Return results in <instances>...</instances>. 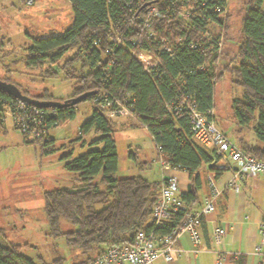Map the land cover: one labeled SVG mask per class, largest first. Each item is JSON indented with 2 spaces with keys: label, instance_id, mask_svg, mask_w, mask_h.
I'll return each instance as SVG.
<instances>
[{
  "label": "trees",
  "instance_id": "16d2710c",
  "mask_svg": "<svg viewBox=\"0 0 264 264\" xmlns=\"http://www.w3.org/2000/svg\"><path fill=\"white\" fill-rule=\"evenodd\" d=\"M69 1L74 16L72 25L61 34L33 37L26 65L39 69L43 77L63 74L73 80L68 98L94 91L83 100L91 101L93 106L79 135L82 140L94 134L90 149L66 163L79 183L44 192L50 234L65 235L68 244L86 256L74 264H84L109 247L131 243L141 230L170 232L181 225L188 211H197L200 167L210 165L216 176L223 169L214 166L216 151L203 145L192 131L189 106L196 105L217 123L215 112L209 110L215 109L216 86L228 73L242 89L232 99L238 131L253 126L258 141L264 143V0H246L237 51L220 67L219 40L227 32L228 0ZM153 9L160 16H151ZM147 20L149 27L145 26ZM143 52L157 60L150 70L139 59ZM20 89L31 96L29 91ZM104 96L125 102L133 113L129 116L133 123L118 124L108 117L102 107ZM32 97L58 100L47 90ZM16 101V97L0 89L1 118L5 117V105ZM77 105L56 108L54 115H47L49 131L44 138L28 139L22 134L23 140L41 144L47 153L54 151L51 130L74 119ZM129 126L145 128L156 145L158 158L190 175V186L180 195L184 208L176 211L163 227H151L162 180H149L142 174L117 175L116 131ZM239 143L247 154L264 161V145H251L243 138ZM131 156L135 157L133 153ZM139 166L143 170L146 163ZM62 220L73 228L63 231ZM23 248L0 226V264H65L61 257L46 261L43 257L27 256Z\"/></svg>",
  "mask_w": 264,
  "mask_h": 264
},
{
  "label": "rangeland",
  "instance_id": "374dc122",
  "mask_svg": "<svg viewBox=\"0 0 264 264\" xmlns=\"http://www.w3.org/2000/svg\"><path fill=\"white\" fill-rule=\"evenodd\" d=\"M228 2L227 32L222 33V59L218 67L236 53L246 15V0ZM73 18L69 0H33L31 3L29 0H1L0 79L15 82L31 96L47 90L55 99L68 98L74 81L66 79L63 74L50 78L41 76L39 69L26 65V55L33 37L61 34L72 25ZM241 92L229 73L216 86L215 116L221 130L222 123L225 128L231 126L228 136L236 128L232 99ZM92 106L91 101H82L76 106L74 119L51 130L55 145L50 153L39 143H26L9 115L0 117V226L5 228L12 241L23 245L27 256L43 257L46 261L61 257L65 264H74L85 256L68 244L65 235L54 237L50 234L44 192L74 186L75 175L67 170L66 163L90 149L94 134L82 140L79 135L80 126L91 116ZM133 120L128 116L123 122L133 123ZM243 132L247 136L255 135L253 126L245 127ZM116 144L119 156L117 175L142 174L149 180L162 178V160L158 158L156 145L145 128L119 127ZM141 163H146L143 170L139 166ZM72 228L70 222L62 220L63 231Z\"/></svg>",
  "mask_w": 264,
  "mask_h": 264
},
{
  "label": "built area",
  "instance_id": "2783aa9c",
  "mask_svg": "<svg viewBox=\"0 0 264 264\" xmlns=\"http://www.w3.org/2000/svg\"><path fill=\"white\" fill-rule=\"evenodd\" d=\"M33 0H29L31 3ZM151 16H160L157 9L149 13ZM149 27V21H146ZM223 37L219 40V48L222 51ZM140 61L147 70L157 64L152 54L143 52L139 55ZM102 107L108 117L122 124L123 119L132 116L131 109L120 99L102 97ZM56 107H38L18 99L11 105H5L3 113L9 115L14 126L21 131L28 139L44 138L49 129L46 126V116L54 115ZM214 113V109L209 110ZM189 117L192 131L197 139L205 145L212 147L216 151L215 168L223 169L228 167V159L233 161V170L230 183L239 189L238 181L245 177L256 176L264 173V161L255 156L247 154L244 149L235 144L228 135L219 128L216 121L209 119L206 114L197 109L196 105L189 106ZM162 160V159H161ZM162 166L168 168L169 164L162 160ZM216 173L212 171L209 175L210 196L207 198L204 207L197 211H188L181 225L170 232L155 233L151 231H139L131 243L125 245H115L109 247L104 252L95 256L84 264H153L159 257H166L172 260L176 241L184 233L190 234L193 241L200 243L199 225L202 215L214 210V199L221 194V190L216 185ZM184 208V203L179 197V180L175 175L163 176L160 192L156 203L153 206L151 215V227H163L168 225L171 216ZM259 232L261 241L256 248V252L261 255V264H264V219L260 223ZM227 234L225 226H217L213 231V242L222 245ZM228 253L218 251L216 264H226Z\"/></svg>",
  "mask_w": 264,
  "mask_h": 264
},
{
  "label": "crops",
  "instance_id": "0c3cea01",
  "mask_svg": "<svg viewBox=\"0 0 264 264\" xmlns=\"http://www.w3.org/2000/svg\"><path fill=\"white\" fill-rule=\"evenodd\" d=\"M125 123L126 121H124ZM235 126L236 128L228 136L235 144L239 145V139L243 138L251 145H264L258 141L256 135L247 136L243 130L239 132L237 122ZM222 128L223 131L226 129L224 132L228 135L231 126L225 128L224 123H222ZM205 146L210 150L212 149L208 145ZM227 163L228 167L223 168V171L215 177L216 185L221 190V194L214 199V210L203 215L204 219L199 225L200 243L196 244L190 234L184 233L175 243L172 251L174 258L168 260L162 256L153 264H216L220 250L228 253L226 264H261L262 257L256 252V248L261 241L259 226L264 219V173L245 177L238 181V189L230 183L235 164L230 159ZM211 173L212 170L208 164H203L199 169L201 189L195 207L197 210L204 207L207 198L210 196L208 177ZM167 175L178 177L179 197L181 193L187 192L191 183L187 171L170 165L168 168L162 166V178ZM77 183L79 182L75 180L72 184L76 185ZM220 225L227 228V234L223 244L218 246L213 242L212 235L214 229ZM85 259L86 256H83L81 260Z\"/></svg>",
  "mask_w": 264,
  "mask_h": 264
},
{
  "label": "water",
  "instance_id": "95a60500",
  "mask_svg": "<svg viewBox=\"0 0 264 264\" xmlns=\"http://www.w3.org/2000/svg\"><path fill=\"white\" fill-rule=\"evenodd\" d=\"M0 89L7 91L14 97L21 99L33 106L44 107V108L45 107L63 108L68 105H77L81 103L85 98L90 96L92 93H94V91H88L78 96L67 98L63 101H58V100L41 101L38 98L23 93L20 87L12 82H8L0 79Z\"/></svg>",
  "mask_w": 264,
  "mask_h": 264
}]
</instances>
